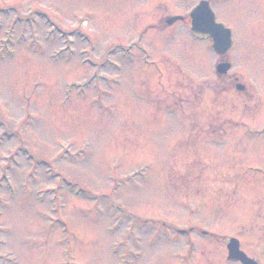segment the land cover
<instances>
[{"label":"rangeland","instance_id":"374dc122","mask_svg":"<svg viewBox=\"0 0 264 264\" xmlns=\"http://www.w3.org/2000/svg\"><path fill=\"white\" fill-rule=\"evenodd\" d=\"M199 1L0 0V234L20 264H224L232 236L264 263V31L249 0H211L234 89L166 22Z\"/></svg>","mask_w":264,"mask_h":264},{"label":"flooded vegetation","instance_id":"af4514ba","mask_svg":"<svg viewBox=\"0 0 264 264\" xmlns=\"http://www.w3.org/2000/svg\"><path fill=\"white\" fill-rule=\"evenodd\" d=\"M200 1H202V0H200ZM207 1L212 6V8L215 10V12L217 14V21H222V20H219L218 19V12H217V9L213 6L212 1L211 0H207ZM261 1L262 0H249V3L252 5V10H253L252 15L250 16V20L251 21H250L249 25L251 26L250 30H251V33H252V35L254 37V40H255V37L256 38H257V36L259 37V30L264 31V26H263L264 20L261 22V19L262 18H260L264 14V6L262 7V13H261V10H260V6L258 7V10L255 11V8L257 7V2H261ZM179 15H181L182 18L172 20L173 17H175V16L177 17ZM160 21L162 22V20H160ZM160 21H157L156 23H150V24L147 25V27H150V28H158L159 27V24H160ZM166 22L168 23V26H173L175 24L177 25V24L185 23L187 25V28H188V30H187L188 31L187 32L188 33V36L193 41L194 40L195 41H203V40H206V41H208L210 43L212 50L215 52V50L213 48V38L211 36H205L204 34H201V36H199V35L195 34L192 31V23H193V21H192V17H191V8H190V10L186 14L177 13V14H174V15L167 16L166 17ZM168 26H166V27H168ZM227 26H229V25H227ZM260 27H261V29H260ZM139 36H141V34ZM233 38H234V32H233ZM263 47H264V45H263ZM233 49L227 50V51H225L223 53H217V52H215L217 54V56L219 57L218 62L216 64V71H217L216 77H217V80H222V78L229 79L230 82L232 83L234 89L237 88L240 91H244L246 89V85L240 81V79H239V77L237 75H235L234 73L230 74V72H229L232 69V62L230 60H228V59L221 58L222 56L228 54ZM255 56H256V54L254 55V57ZM223 62L230 63L229 67L226 70H221V68H220V66H221L220 64L223 63ZM157 75H164V74L162 73V74H157ZM46 229H47V231H50L53 228L48 227ZM178 231L181 234H186L188 232L187 229H181V228L178 229ZM8 236H9V234H8ZM7 242H9V238L6 236V234H5V236H3V234H0V263L2 262L1 264H4V263H8V264H20L21 263L20 258H19L18 255L15 254V252L13 250H10L9 251V250H3L2 249L3 245H5ZM38 242L39 241L37 239H32L31 240V238H29L27 236V237H25L23 239L22 245L23 246H26V249H27V248H29V245L37 244ZM59 242H61V240H59ZM240 248H242L243 250H245L242 247V245H241V240H240ZM227 254H228V251H227ZM247 254L250 257L254 258L256 260L257 264H264L262 260L253 257L248 252H247ZM182 257L184 258V257H186V255L185 254H182ZM226 257H227V255H226ZM67 262H68V264H71V260H68ZM223 263L224 264H245L242 260H239V259H229L228 257L225 259V261H223ZM57 264H62L61 259L57 262Z\"/></svg>","mask_w":264,"mask_h":264},{"label":"water","instance_id":"95a60500","mask_svg":"<svg viewBox=\"0 0 264 264\" xmlns=\"http://www.w3.org/2000/svg\"><path fill=\"white\" fill-rule=\"evenodd\" d=\"M191 14L194 32L202 31L213 36L214 46L218 52L223 53L232 47L233 39L231 29L222 22H216V13L207 0H202L196 5ZM220 65L221 70H226L229 67L228 63H221ZM228 248L230 258L241 259L245 264H257L253 258L249 257L240 249L237 238H231Z\"/></svg>","mask_w":264,"mask_h":264}]
</instances>
